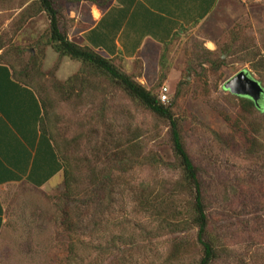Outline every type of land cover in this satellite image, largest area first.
Segmentation results:
<instances>
[{"label":"rangeland","instance_id":"rangeland-1","mask_svg":"<svg viewBox=\"0 0 264 264\" xmlns=\"http://www.w3.org/2000/svg\"><path fill=\"white\" fill-rule=\"evenodd\" d=\"M233 1L238 19L234 25L217 22L212 34L232 27L215 47L191 31L177 36L146 69L140 60L114 63L156 95L167 88L168 105L174 101L172 112L200 170L215 227L219 258L214 264H264V100L262 111H244L224 90L244 71L264 88V0ZM75 3L61 5L68 37ZM49 30L38 0H0V63L39 98L41 87L50 99L44 129L75 171L74 199L67 201L64 177L43 190L26 185L2 190L0 264H68L69 237L92 248L81 264H197L195 230L159 234L158 222L138 206L145 198L169 194L180 179L173 169L149 164L153 155L174 162L168 124L94 71L61 58L46 46ZM75 76L84 91L78 86L69 96L62 85ZM224 118L237 122L250 140ZM103 171L112 176L108 190L99 193ZM69 212L70 227L63 225ZM179 241L184 257L173 260Z\"/></svg>","mask_w":264,"mask_h":264},{"label":"crops","instance_id":"crops-1","mask_svg":"<svg viewBox=\"0 0 264 264\" xmlns=\"http://www.w3.org/2000/svg\"><path fill=\"white\" fill-rule=\"evenodd\" d=\"M94 1L73 4L70 18L75 25L70 40L106 59L140 60L145 69L185 32L199 33L207 45L215 47L232 26L218 34L210 31L218 21L231 20L234 25L238 17L233 10L239 7L233 0ZM41 117L35 91L17 79L7 64L0 63V192L18 185L43 190L63 180L60 158L40 131ZM5 215L0 197V236Z\"/></svg>","mask_w":264,"mask_h":264},{"label":"trees","instance_id":"trees-1","mask_svg":"<svg viewBox=\"0 0 264 264\" xmlns=\"http://www.w3.org/2000/svg\"><path fill=\"white\" fill-rule=\"evenodd\" d=\"M62 1L64 0H38V12L45 13L50 23V30L47 40V45L51 46L53 51L61 58H69L75 62H78L82 67L94 71L100 77L105 78L110 84L120 88L131 100L139 104L145 110L157 116L164 123L168 124L171 151L174 157V162H166L159 155H153L149 158V164L157 166L158 168H170L180 174V179L175 186L168 190L170 193L176 191L178 194H159L154 200L145 198L139 202V207L158 222L159 234L171 233L179 234L189 230L196 231V242L199 249V259L197 264H214L218 260V244L217 238L214 234V224L211 216L207 210V206L204 199L203 182L199 168L195 165L188 151L186 150L181 122L174 116L172 112V106L174 101L168 105L162 103L160 96L154 94L134 78L123 73L114 63V59H106L101 56L95 50L88 47H81L72 42L66 30L62 28V22L64 23V17L62 13ZM83 1V0H76ZM89 2H95L94 0H84ZM108 4V3H107ZM2 47H0V52ZM1 57V56H0ZM24 74V72H23ZM15 75V74H14ZM16 77V76H15ZM21 77V74H19ZM17 78V77H16ZM20 80V79H19ZM64 91L71 96L75 92V88L84 87V82L80 76H75L67 81L64 85ZM181 84L178 87L175 98L179 96ZM79 89V90H80ZM39 91L43 95L39 98L42 117L40 120V131L42 135L53 145L57 152V156L60 158L63 168L64 186L66 189V198L70 201L75 191V171L66 159L60 156L52 138L46 133L45 122L46 118L50 115L51 101L46 96L43 88L39 87ZM81 91H84L81 89ZM232 95V94H231ZM234 96V95H233ZM242 104L244 111L257 110L260 112L262 107H257L256 104L244 97L234 96ZM262 111V110H261ZM226 122L230 124L232 130H234L244 136L246 140H250L247 132L244 128L240 127L237 122L231 121L230 118H224ZM231 121V122H230ZM236 129V130H235ZM128 163H132V160H128ZM112 172L101 173V180L99 186L103 191H107L110 185ZM107 189H106V188ZM74 199V198H73ZM76 203L75 201H73ZM70 203H68L69 205ZM67 224L71 226L70 212L67 214L63 225ZM67 245V258L68 264H81L87 261L90 250V245L86 244L84 240L75 241L70 239ZM180 240V239H179ZM98 248V247H97ZM94 248V249H97ZM99 248H102L99 246ZM184 245L179 241L173 249L171 259L178 260V258L184 257Z\"/></svg>","mask_w":264,"mask_h":264},{"label":"water","instance_id":"water-1","mask_svg":"<svg viewBox=\"0 0 264 264\" xmlns=\"http://www.w3.org/2000/svg\"><path fill=\"white\" fill-rule=\"evenodd\" d=\"M224 90L238 97L252 100L257 107L262 106L264 88L247 72H240L224 84Z\"/></svg>","mask_w":264,"mask_h":264},{"label":"built area","instance_id":"built-area-1","mask_svg":"<svg viewBox=\"0 0 264 264\" xmlns=\"http://www.w3.org/2000/svg\"><path fill=\"white\" fill-rule=\"evenodd\" d=\"M168 89L167 88H163L162 89V92L160 94V99H161V102L162 103H167L169 101V98H168Z\"/></svg>","mask_w":264,"mask_h":264},{"label":"bare ground","instance_id":"bare-ground-1","mask_svg":"<svg viewBox=\"0 0 264 264\" xmlns=\"http://www.w3.org/2000/svg\"><path fill=\"white\" fill-rule=\"evenodd\" d=\"M96 15V14H95ZM97 16V15H96Z\"/></svg>","mask_w":264,"mask_h":264}]
</instances>
